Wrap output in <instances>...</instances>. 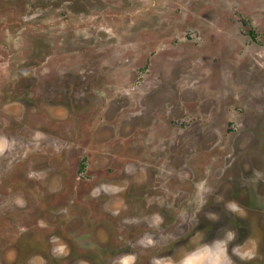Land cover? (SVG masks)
Returning a JSON list of instances; mask_svg holds the SVG:
<instances>
[{"label": "rangeland", "instance_id": "rangeland-1", "mask_svg": "<svg viewBox=\"0 0 264 264\" xmlns=\"http://www.w3.org/2000/svg\"><path fill=\"white\" fill-rule=\"evenodd\" d=\"M186 260L264 264V0H0V264Z\"/></svg>", "mask_w": 264, "mask_h": 264}, {"label": "bare ground", "instance_id": "bare-ground-1", "mask_svg": "<svg viewBox=\"0 0 264 264\" xmlns=\"http://www.w3.org/2000/svg\"><path fill=\"white\" fill-rule=\"evenodd\" d=\"M218 256V255H217ZM194 262H196V260L195 261H189V260H186V262H185V264H194ZM198 264V263H197Z\"/></svg>", "mask_w": 264, "mask_h": 264}]
</instances>
